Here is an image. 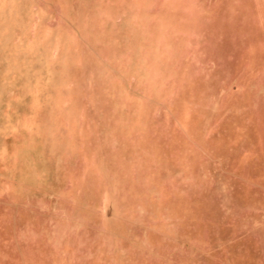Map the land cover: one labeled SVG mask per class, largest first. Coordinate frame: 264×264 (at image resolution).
I'll return each mask as SVG.
<instances>
[{
    "label": "rangeland",
    "instance_id": "374dc122",
    "mask_svg": "<svg viewBox=\"0 0 264 264\" xmlns=\"http://www.w3.org/2000/svg\"><path fill=\"white\" fill-rule=\"evenodd\" d=\"M0 264H264V0H0Z\"/></svg>",
    "mask_w": 264,
    "mask_h": 264
}]
</instances>
